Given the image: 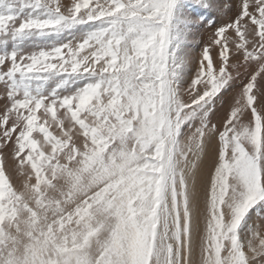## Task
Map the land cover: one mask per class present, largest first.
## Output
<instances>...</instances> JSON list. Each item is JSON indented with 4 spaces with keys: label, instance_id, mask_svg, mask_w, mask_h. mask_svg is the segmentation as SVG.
<instances>
[{
    "label": "snow or ice",
    "instance_id": "snow-or-ice-1",
    "mask_svg": "<svg viewBox=\"0 0 264 264\" xmlns=\"http://www.w3.org/2000/svg\"><path fill=\"white\" fill-rule=\"evenodd\" d=\"M0 102V264H264V0H0Z\"/></svg>",
    "mask_w": 264,
    "mask_h": 264
},
{
    "label": "rangeland",
    "instance_id": "rangeland-1",
    "mask_svg": "<svg viewBox=\"0 0 264 264\" xmlns=\"http://www.w3.org/2000/svg\"><path fill=\"white\" fill-rule=\"evenodd\" d=\"M213 18L216 20L215 25H213L212 27H208L205 25V26H202L196 30V33H197L196 38L200 41V43L198 46L193 47V54L194 55L199 54V52L203 46V42H206L208 40L209 35L213 32L214 28L225 21V17H223L219 13H216ZM236 90H238V89H234L233 92H230L227 95L230 97L231 95L234 94V92ZM0 103H2V102H0ZM220 111L222 112L223 110L221 109ZM197 259H198V257H197Z\"/></svg>",
    "mask_w": 264,
    "mask_h": 264
}]
</instances>
